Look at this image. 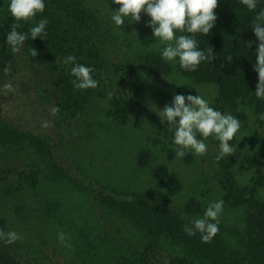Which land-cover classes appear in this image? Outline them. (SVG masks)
Masks as SVG:
<instances>
[{
  "label": "trees",
  "instance_id": "obj_1",
  "mask_svg": "<svg viewBox=\"0 0 264 264\" xmlns=\"http://www.w3.org/2000/svg\"><path fill=\"white\" fill-rule=\"evenodd\" d=\"M10 0L0 7V84L2 80L13 78L19 71L15 53L6 42L12 25L19 24L18 31L28 32L40 19H47L46 35L29 38L25 47L34 48L48 65L52 82L58 96L56 107L60 111L55 117L56 126H69L81 115L90 102L95 89L74 88L70 75L71 65L63 59L68 55L76 57V62L93 69L103 68V55L99 44L89 32L100 21L102 5L108 0H44L45 9L30 20L16 21L8 11ZM113 6V5H112ZM258 7H264L259 0ZM218 19L206 36L197 33L194 38L200 50L213 49L215 59L210 63L201 62L196 71H186L177 65L179 72L192 81L179 89V94L196 95V85L216 83L218 93L213 108L222 113H230L250 131L248 148L259 151L257 163L264 166V99L255 96L257 73L253 70L256 62V47L259 43L253 34L251 21L255 12L249 11L239 0H219L215 10ZM150 19V17L147 15ZM182 33L177 32V36ZM246 42H252L248 48ZM232 57L231 62L227 60ZM95 60V61H94ZM145 67L152 73L168 74L172 65L165 61L161 52L153 50L144 58ZM9 72L5 74L4 68ZM13 83L12 79H9ZM0 87V112L6 97ZM130 103L124 94L111 96L109 115L119 123L127 121ZM164 137L163 138H161ZM155 144L162 143L170 159L176 156L173 132L167 122H160ZM235 148L236 138L230 141ZM58 145L50 132L21 128L0 120V193L11 194L40 181V175L51 174V180L67 176L72 182L94 192L96 202L117 215L129 220L140 232L141 240L129 245L116 264H264V170L253 169L249 179L239 176L238 157L224 156L217 160L215 169L223 191V201L231 207L242 208L244 226L233 242L225 237L226 225L219 220V232L210 242H202L200 233L189 236L184 225L191 219L202 216L206 205L196 197H190L182 207L170 204L137 192H118L100 181L84 174L76 173L62 164ZM61 154V153H60ZM186 159L190 152H186ZM153 154L141 149L138 162L146 166ZM251 168V167H250ZM253 168V167H252ZM153 176L164 182L170 194L177 193L182 184L169 174L166 164L153 168ZM0 230L8 232L7 219L0 215ZM233 238V237H232ZM47 249L33 255L22 252L19 245L0 241V264H65L55 258Z\"/></svg>",
  "mask_w": 264,
  "mask_h": 264
},
{
  "label": "rangeland",
  "instance_id": "obj_2",
  "mask_svg": "<svg viewBox=\"0 0 264 264\" xmlns=\"http://www.w3.org/2000/svg\"><path fill=\"white\" fill-rule=\"evenodd\" d=\"M4 1L0 0V7ZM108 1L109 5H102L100 21L89 30L103 55V68L95 69L93 76L99 85L74 123L56 126V115L51 114V109L56 107L58 96L51 73L40 56L30 55L25 42L15 53L19 71L9 78L15 91H3L6 98L0 120L37 132H50L63 165L112 190L154 196L178 207L192 196L206 207L210 202L223 200L215 172L219 141L213 136L204 140L205 155L188 150L191 154L188 159L186 156L170 159L162 143L153 142L161 122L159 111L172 102L181 86L192 81L179 72L178 61L168 62L172 65L168 74L150 72L144 65V56L153 50L161 52L165 46L153 38L152 29L146 26L150 19L141 13L139 23L129 25L125 18L119 28L110 18L111 10H118L119 6L113 0ZM9 79L2 80L0 87L10 82ZM196 88L197 95L209 100L213 107L217 84L200 83ZM119 93L127 96L130 103L124 123L117 122L108 113L111 96ZM43 121H49L51 126L43 128ZM235 138L239 172H243L239 179L245 184L243 175L249 179L253 169L264 170V166L257 163L259 151L248 148L250 131L242 123ZM198 139L203 138L198 136ZM141 149L153 154L146 166L138 162ZM159 164H166L170 176L182 184L177 193L170 194L164 182L153 176V168ZM45 174L40 175V181L33 187L11 194L0 193V215L7 219L8 231L22 236L16 241L22 252L38 255L46 248L65 264H116L129 245L140 242L137 228L98 204L93 191L67 176H58L52 181L51 174ZM260 193L264 198V188ZM219 220L227 227L226 239L233 242L243 229L244 211L224 203ZM60 232L67 236L64 244L58 240Z\"/></svg>",
  "mask_w": 264,
  "mask_h": 264
},
{
  "label": "clouds",
  "instance_id": "obj_3",
  "mask_svg": "<svg viewBox=\"0 0 264 264\" xmlns=\"http://www.w3.org/2000/svg\"><path fill=\"white\" fill-rule=\"evenodd\" d=\"M119 6L118 10H111V21L121 28L127 18L129 25L141 21V13H146L150 21L146 26L152 29L153 38L165 45L161 49V56L167 62L178 61L179 66L186 71H196L201 62L210 63L215 59L213 49L200 50L194 35L202 33L208 35L218 19L216 9L219 0H113ZM249 11L255 12L251 21L253 34L259 41L256 47V62L253 70L257 73L255 96L264 99V7H258L259 0H239ZM45 9L44 0H10L8 11L16 21H27L42 13ZM48 20L40 19L28 32L18 31L19 24H13L6 36V42L13 53H18L24 42L29 38L46 35ZM177 32L182 33L177 36ZM248 48L252 42H246ZM30 55H38L34 48ZM227 60L231 62L232 57ZM65 65H71L70 75L74 88L78 90L95 89L99 82L93 78L91 67L76 62V57L68 55L63 59ZM10 68L5 66L7 74ZM3 88L15 91L12 82L5 83ZM59 107H53V116L59 113ZM158 116L161 122L166 121L173 132V143L177 146L176 156L183 158L188 150L196 155H205L207 145L204 142L210 136L219 141V154L216 159L233 155L236 152L232 141L241 128V123L232 114H225L210 106V101L201 95H174L170 104H165ZM264 120V114L259 117ZM43 128L51 126L49 121H43ZM202 137L203 139H198ZM223 200L210 202L203 215L190 220L184 225V231L189 236L200 233L202 242H210L219 232V216L223 211ZM22 236L16 231L4 232L0 230V241L13 244L21 240ZM67 239L65 233H58V240L64 244ZM70 247V245H67Z\"/></svg>",
  "mask_w": 264,
  "mask_h": 264
}]
</instances>
